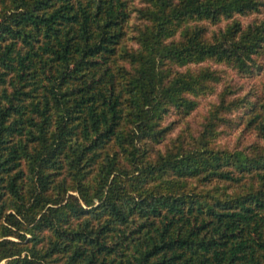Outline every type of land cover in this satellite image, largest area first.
Returning a JSON list of instances; mask_svg holds the SVG:
<instances>
[{
	"label": "trees",
	"instance_id": "trees-1",
	"mask_svg": "<svg viewBox=\"0 0 264 264\" xmlns=\"http://www.w3.org/2000/svg\"><path fill=\"white\" fill-rule=\"evenodd\" d=\"M263 9L0 0V264H264Z\"/></svg>",
	"mask_w": 264,
	"mask_h": 264
},
{
	"label": "rangeland",
	"instance_id": "rangeland-1",
	"mask_svg": "<svg viewBox=\"0 0 264 264\" xmlns=\"http://www.w3.org/2000/svg\"><path fill=\"white\" fill-rule=\"evenodd\" d=\"M255 17L263 18L264 9L258 14L247 17H241L240 19L244 24H246ZM214 67L221 70L223 75L222 81L229 83L232 88L237 91L236 95H244L248 92H252V90L254 89L260 90L261 83L264 82V78L262 76L247 74L241 75L240 73H237L236 70H233L223 65ZM220 88L221 86H219V89ZM216 101L217 98L215 95L207 96L200 100V106L187 119L193 130H197V128L199 127V123L203 120V115L206 114L209 108V104ZM178 125L179 127L182 126V124ZM179 127H177L175 132L178 131ZM254 140L256 139L253 135H246L240 129H232L231 131L222 134L217 140V143L220 146H224L229 149H234L242 148L245 145H248L249 143L253 142Z\"/></svg>",
	"mask_w": 264,
	"mask_h": 264
}]
</instances>
